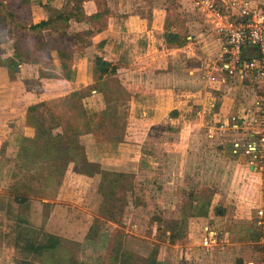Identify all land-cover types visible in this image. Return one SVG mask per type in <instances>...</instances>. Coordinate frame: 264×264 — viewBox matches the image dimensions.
Instances as JSON below:
<instances>
[{"label":"rangeland","instance_id":"rangeland-1","mask_svg":"<svg viewBox=\"0 0 264 264\" xmlns=\"http://www.w3.org/2000/svg\"><path fill=\"white\" fill-rule=\"evenodd\" d=\"M20 1L5 0L0 6L2 14L13 10L21 16L20 19L17 18V23L8 21L0 25V58L5 59L15 52L28 50L29 55L25 54L26 57L32 62L38 60L41 65L19 73L17 84H0V92L4 93L7 89L10 95V98L8 95H0V105L7 111L24 108V105L15 104L23 102V92L27 90L31 95L39 93L40 100L46 101L56 112H61L68 108L67 99H64L65 94L62 93L66 88L79 90L87 101L92 95L89 87L95 82L94 73L92 72L93 82L90 85L80 86L74 84L73 79L62 74L60 76L57 69L54 71V64L45 57V50L33 45L35 33L29 28L19 27V24L34 22V18L36 21L42 20L40 18L45 11L40 12L39 9L34 14L32 10V3L38 4L40 0H30L29 4L26 3L21 8L15 7ZM107 1L101 0V9ZM169 2L170 8L178 5L176 0ZM255 7L264 10V5ZM50 13L48 12V17ZM72 21L67 29L68 36L79 34L82 42L91 41L87 30L97 27L98 22L90 23L91 26L88 25L87 28L75 24L74 19ZM44 34L49 41L61 36L52 30H47ZM67 42L70 44L69 39ZM180 56L176 55V60L180 61ZM201 62L200 58L191 57L192 64L198 65ZM42 67L58 74L61 80L53 83L38 81ZM114 77L126 89V96L129 97L130 93L134 97L127 100L126 104H119L121 111L126 110L125 105L130 111L128 121L123 125L124 141L116 146L106 141L98 143L89 134L84 121H76V126L84 134L85 150L90 157L99 158L102 166L107 169L125 172L132 177L134 187L126 192V203L116 201L121 210L119 221L113 222L102 217L99 176L73 173L62 184L40 177L38 171L42 163L28 161L21 156L23 138L26 137L23 134H29L28 129H23L24 125L21 129L19 125L20 131H12L6 123H0V135H10L7 140L0 139V264H150L155 259L157 250V264L263 263L264 250L258 243L259 228L254 224L259 205L253 208L252 220L235 217V209L243 203L237 204L236 201L246 198V187L251 188L252 184V198L257 201L262 198L264 191V183L259 181V176H264L257 172L244 179L236 188L239 192L237 197L230 186L233 172L230 164L234 155L232 147L239 135L230 126H227L228 130L220 127L222 123L216 121L217 117L213 113L216 107L211 104L205 111V123H201L198 119L202 116L198 115V109L202 105L195 104L187 114L183 112L186 119L180 120L182 127L189 122L195 133L188 151H174L173 143L178 139L175 137L179 131L175 127L180 124L172 125L169 117H165L160 123H152L154 100L151 99L149 106L145 108L144 104L138 105V97L146 93L140 89L138 95L130 92L118 73ZM115 78L108 81V90L118 94L123 88ZM172 92L174 91L169 90L166 92L168 95L162 94L168 96L170 101L162 106L161 113L168 112L171 100L181 98V95L175 96ZM147 94L152 95V91L149 90ZM46 110V107H42L43 112ZM131 110H135V116L131 114ZM19 116L22 118L23 114L19 113ZM46 116L49 120V115ZM116 132L120 134L119 129ZM105 136V133L101 135V140ZM15 184L26 185L20 194L27 197L28 201L22 205L15 202L10 194L11 187ZM127 184L128 181L125 186ZM227 190L235 193L233 201H229ZM119 197L123 196L120 194ZM209 200V219H202V223L193 213L194 206ZM104 213L107 211L104 210ZM177 220L178 224H174ZM205 225L218 231L230 229V241L238 243L226 244L207 253L200 246ZM171 233L177 235L178 241L175 243L169 240ZM52 236L58 241L53 251L40 255L26 248L29 241L44 244Z\"/></svg>","mask_w":264,"mask_h":264},{"label":"crops","instance_id":"crops-1","mask_svg":"<svg viewBox=\"0 0 264 264\" xmlns=\"http://www.w3.org/2000/svg\"><path fill=\"white\" fill-rule=\"evenodd\" d=\"M169 1L108 0L104 2L103 5L109 10L106 16L107 25L102 31L95 33L91 37V43L83 49L82 53L75 54L71 66L70 78L73 79L72 82L80 86L90 85L93 82V60L98 55L104 56L105 59L119 65L117 73L130 92H135L138 95L140 89L146 93L138 97V105L143 106L144 104L143 107L145 108L149 106L151 99L154 100V111L151 114L152 118L154 116V122L152 123H160L165 117H169L172 125L175 123L180 124L182 123L181 119H186L183 112L187 114L195 104L202 105L198 109V115L202 117L198 120L201 123H205V111H207V106L211 104L212 107H216L213 109V113L217 117L216 121L222 123L220 127L228 130L227 126H230L236 135H239L236 140L245 139L246 132L242 126L243 122L248 118L246 110L255 100L264 96V82H256L249 79H228L226 83L210 81V73L218 76L223 74L217 68L222 64L221 54L226 39L219 32L215 20H212L207 14L205 7L198 3L197 0H176L178 5L171 8L168 6ZM245 1H249L252 7L259 4L264 5V0ZM215 2L222 10L224 19H235L239 15L238 8L243 0H215ZM64 4V0H40L38 4L32 3V10L34 14L39 9L40 12L45 11L40 19H46L48 18L47 6L61 10ZM84 6L88 14L98 11V3L95 0L87 1ZM170 13H173V15L171 16ZM35 19L34 23L38 22ZM70 22L73 23L72 20ZM74 23L84 25L87 28L88 25L91 26L90 22L85 21H74ZM168 25L170 32L185 36L188 41L187 44L181 47H168L165 40V32L168 31ZM100 43H103V45L100 46ZM25 54L29 55L28 50L21 53L15 52L11 55L21 60L17 75L24 73L27 68L41 65L40 63L34 64ZM246 54L256 57L258 51L254 47H248ZM176 55H181L180 61L176 60ZM52 56L53 61L51 63L54 64V71L57 69V73L59 72L58 74L60 75L62 74V69L58 55L53 52ZM191 57L200 58V62L202 58L203 61L201 64L194 65L191 63ZM18 82V78L16 80L10 79L6 67L0 66V84H5L6 86L17 84ZM44 82L49 81L43 79ZM182 83L185 85L182 86ZM149 90L152 91V95L147 94ZM169 90L174 91L172 93L175 96L181 95V98L171 100L168 112L164 111V113H161L160 109H162V106L170 101L168 96H162V94H167L166 92H169ZM4 93L0 92V95H8L9 90H4ZM23 95V102H16L15 106L24 105V108L7 111L0 105V123H6L8 128H12V131L19 130V125L22 129L24 125L23 129H28L29 134L24 133L23 135L33 137L35 129L25 124L24 112L26 113L25 108L31 102L37 100L39 93L34 92L31 95L26 90ZM8 96L10 98V95ZM173 111L177 112V114L172 115ZM19 113L23 114L22 118H20ZM143 113L147 114L146 111H143ZM175 128L179 131L175 137H178V139L174 141L173 149L174 151L186 153L192 135L195 134L192 131V125L186 122L185 126L182 127L180 124V126ZM183 133H186V135ZM9 138L10 135L8 137L0 135V139L7 140ZM179 140L180 143H178ZM125 144L128 145L127 142ZM230 165L233 166L231 168L233 172L230 186L237 194L235 197H237L239 192L236 188L240 186L244 179L255 175L254 173L256 172L253 168L248 167L247 159L242 154H234L233 162ZM261 175L264 176V174ZM259 181L264 183V177L259 176ZM259 188L261 189V187ZM227 192L229 201H233L235 193H231L230 190H227ZM244 193L246 198L236 201L237 204L243 203L235 209V214H237L235 217L252 220L254 218L253 208L257 204L259 207H264V191L259 201L252 198V184L251 188L246 187ZM254 224L256 225V222ZM220 232L231 234V230L227 228H223ZM235 243L238 242L229 241L227 245ZM252 264L255 263L252 262ZM258 264H264V262Z\"/></svg>","mask_w":264,"mask_h":264},{"label":"trees","instance_id":"trees-1","mask_svg":"<svg viewBox=\"0 0 264 264\" xmlns=\"http://www.w3.org/2000/svg\"><path fill=\"white\" fill-rule=\"evenodd\" d=\"M4 1L0 0V6ZM87 1L90 0H66L61 10L47 6L48 12H51L48 18L27 25L19 24L20 28H29L35 33L33 45L35 44L40 49L45 50V57L50 62L53 61L52 53H57L63 72L62 75L68 79L71 76V66L75 54L82 52L85 46L91 43V41L82 42L79 34H75L74 36H70L69 34L68 36L67 29L70 21L74 19L78 22L88 21L92 24L98 22L97 27H91L87 30V34L91 37L95 33L102 31L107 25L106 16L109 10L105 7L101 9V0H95L98 3V11L92 14L86 12L84 4ZM26 3L29 4L30 0H21L15 7L21 8ZM17 18L20 19L21 16L15 14L13 10H9L7 14L0 13V25L8 21L10 23H17ZM167 29L165 40L168 47H181L187 44L188 41L185 36L170 32L169 25ZM47 30L60 33V38H55L52 41L45 39L44 33ZM67 39L70 40V44H68ZM99 45L102 46L103 43ZM76 51L78 52L76 53ZM93 62L95 82L93 86L89 87L92 95L88 97L87 101L84 99L85 95H82L79 90L66 88L62 93L65 94L64 99H67L68 108L61 112H56L46 101L40 100V95L37 96V100L31 102L25 108V124L35 129V135L23 138L21 156L28 161L41 162L42 165L38 171L40 177L54 180L60 184L66 182L73 173L89 177L99 176V188L101 189L99 191L102 196V217L109 221L118 222L121 210L117 202L126 203V192L134 187L132 177L125 172L107 169L102 166L99 158L90 157L89 153L85 150L84 134L76 126V121H84L83 123L89 129V134L94 136L97 142L106 141L116 146L117 143L124 141L123 125L127 123L130 115L129 108L125 105L126 110L121 111L119 109L121 105L119 104H126L127 100L134 99V97L130 93L129 97L126 96V89L114 77L117 76L118 64L99 55L94 58ZM33 63L38 64L40 62L34 60ZM20 64L21 60L16 56H9L5 59L0 58V66L8 69L11 80L17 79ZM59 78V75L50 69L41 68L38 81L43 83V79H45L49 82H58ZM111 78H115L119 86L123 88L118 94L113 90H108V81ZM42 107L47 108L46 112L42 111ZM131 114L134 115L135 110H131ZM173 114L175 115L177 112L173 111ZM46 115H49V120ZM118 129L120 130V134L116 132ZM104 133L106 136L101 140V135ZM127 181L128 184L125 186ZM25 187V184H15L11 187L10 194L19 205L28 201L27 197L20 194L24 191ZM120 194L123 196L122 198L119 197ZM194 207L193 213L201 222L202 219H209L210 200ZM113 208H116V210L114 211ZM104 210L107 211L106 214ZM174 224H178V220ZM169 240L175 243L178 241L177 235L174 233L169 234ZM57 243V238L52 236L44 244H35L29 241L26 248L41 255L53 251L57 247ZM157 254L158 250L156 251L155 259L150 264H157Z\"/></svg>","mask_w":264,"mask_h":264},{"label":"built area","instance_id":"built-area-1","mask_svg":"<svg viewBox=\"0 0 264 264\" xmlns=\"http://www.w3.org/2000/svg\"><path fill=\"white\" fill-rule=\"evenodd\" d=\"M197 1L205 7L212 20H215L219 32L226 39L221 54L222 64L217 68L223 74L218 76L210 73V81L226 83L228 79H249L264 82V10L252 7L249 1L243 0L238 8L237 18L224 19V14L215 0ZM248 47L257 49L258 55H247ZM246 112L248 118L242 126L246 137L233 142V153L242 154L247 159L248 167L264 174V96L255 100ZM256 226L260 233L258 243L264 250V207L257 209ZM204 230L200 246L207 253H212L230 241L228 234L214 228L205 226Z\"/></svg>","mask_w":264,"mask_h":264}]
</instances>
